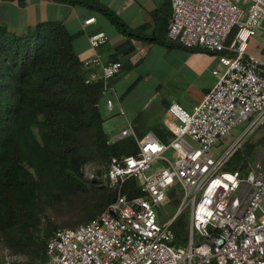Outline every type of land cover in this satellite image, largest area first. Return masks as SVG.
<instances>
[{"label":"built area","instance_id":"1","mask_svg":"<svg viewBox=\"0 0 264 264\" xmlns=\"http://www.w3.org/2000/svg\"><path fill=\"white\" fill-rule=\"evenodd\" d=\"M169 2L168 37L184 47L220 53V68L212 70L216 80L191 110L169 103L167 142L148 133L135 139V153L109 159L104 178L116 189L115 199L89 221L57 228L40 264H264V167L256 161L245 175L225 169L247 136L264 125V56L247 50L264 19V0ZM93 21L91 16L84 23ZM107 40L104 31L88 35L93 52L82 67L83 82L101 83L104 106L111 111L113 101L106 94L121 63L102 59L98 48ZM242 123L244 128L214 158L212 146L227 140L229 131ZM127 136L134 137L130 125L108 135L107 142ZM156 161L161 166L153 168ZM129 177L138 178L141 195L127 197L121 191ZM173 185L180 188L175 214L189 207L184 244L175 242L170 227L174 217L161 223L156 212ZM23 260L1 247L0 264Z\"/></svg>","mask_w":264,"mask_h":264},{"label":"trees","instance_id":"2","mask_svg":"<svg viewBox=\"0 0 264 264\" xmlns=\"http://www.w3.org/2000/svg\"><path fill=\"white\" fill-rule=\"evenodd\" d=\"M57 1L84 4L123 32L131 31L96 0ZM85 73L62 24H38L22 34L0 26V249L6 246L25 255V264L46 260V242L57 228L87 222L115 199L116 189L85 179L82 166L91 161L108 164L112 156L137 150L133 136L107 142L99 106L101 83L85 84ZM169 137L165 133L162 141ZM247 156L245 152L239 157L235 151L225 169L245 175ZM121 191L127 197L141 195L138 178H127ZM179 198L180 188L171 186L165 202L172 216ZM74 201L79 214L73 224L62 226L51 218L52 212ZM180 214L170 227L175 242L184 244L188 221Z\"/></svg>","mask_w":264,"mask_h":264},{"label":"crops","instance_id":"3","mask_svg":"<svg viewBox=\"0 0 264 264\" xmlns=\"http://www.w3.org/2000/svg\"><path fill=\"white\" fill-rule=\"evenodd\" d=\"M96 1L109 8L131 31L123 32L107 16L84 4L57 0H0V26L22 34L38 24L60 23L72 36L80 60L93 52L88 35L104 31L108 40L98 52L104 61L115 59L121 63L106 94L113 101V109L108 111L101 102L99 105L110 117L108 135L130 125L135 139L149 133L164 142L165 133L171 137L169 103L175 101L191 110L214 84L212 70L220 68V53L184 47L168 37L169 0ZM91 16L94 21L85 24L84 20ZM263 22L264 19L247 44L248 52L258 57L264 56ZM259 30L263 32L261 40L250 46Z\"/></svg>","mask_w":264,"mask_h":264},{"label":"rangeland","instance_id":"4","mask_svg":"<svg viewBox=\"0 0 264 264\" xmlns=\"http://www.w3.org/2000/svg\"><path fill=\"white\" fill-rule=\"evenodd\" d=\"M262 25H264V22ZM262 33H263L262 30H259V34H258L259 36L253 37V40L250 41V46H252L256 40L257 41L261 40V37H262L261 34ZM232 34H233V32L229 35V38H228L229 40L231 39ZM217 59H218V57H217ZM102 103H104V101H101V105H102ZM101 112L105 117L103 128L107 132L111 129L110 117H107L104 114V112L102 111V108H101ZM244 126H245V123H242L240 125L233 127L229 131L230 136L227 140H225L223 142H219V143L215 144L214 146H212L211 151H212V155L214 158L219 156L221 154V152H223L226 149V147L234 140V138L238 135L240 130L242 128H244ZM245 152H247L249 154V156L244 157V159L247 158L246 161H247V167L248 168H253L254 163L256 161H259L261 166L264 167V125L256 128L252 133H250L247 136L245 141L238 147L237 156L242 157V156H244ZM166 154L169 156L170 152H167ZM231 160L235 161L236 156L234 155ZM159 166H161V162H159V161L152 163L153 168H157ZM106 167H107V163L105 161L104 162H98V161L86 162L82 166L83 176L88 181H91V180L95 181L99 185H103V184L108 185V183L106 182V180L104 178V171L106 170ZM150 171H151V169L147 170L146 174L150 173ZM108 186H110V185H108ZM81 197H80V200H81ZM82 199H83V197H82ZM177 209H178V207H177ZM177 209H176V212H177ZM156 212L158 215V221L161 223L166 222L167 220L175 217L176 215L180 214V212H181V214H180L181 217L186 215L187 221L189 218V207L188 206L184 207L181 211H179L177 214H174V216H172L173 210L169 206V204L165 201L160 203L156 207ZM47 213L50 214L49 212H47ZM78 214H79L78 202L74 201L71 204H68L67 207H62L61 210L55 211L54 213L52 212V214H50V216L57 223L61 224L62 226H64V225L66 226V224H69V223L73 224V222H74L73 220L77 217ZM21 255L24 259L21 263L25 264L27 258L25 255H23V254H21Z\"/></svg>","mask_w":264,"mask_h":264}]
</instances>
